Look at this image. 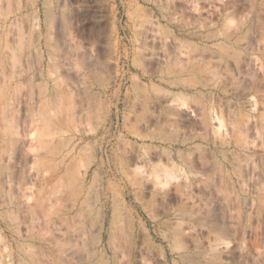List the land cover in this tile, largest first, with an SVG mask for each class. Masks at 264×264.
Segmentation results:
<instances>
[{
    "label": "rangeland",
    "instance_id": "rangeland-1",
    "mask_svg": "<svg viewBox=\"0 0 264 264\" xmlns=\"http://www.w3.org/2000/svg\"><path fill=\"white\" fill-rule=\"evenodd\" d=\"M44 1L0 0V264H264V0Z\"/></svg>",
    "mask_w": 264,
    "mask_h": 264
},
{
    "label": "bare ground",
    "instance_id": "bare-ground-1",
    "mask_svg": "<svg viewBox=\"0 0 264 264\" xmlns=\"http://www.w3.org/2000/svg\"><path fill=\"white\" fill-rule=\"evenodd\" d=\"M54 6V5H53ZM44 15H45V18L47 21L49 22H52L54 17H53V13H52V10H51V7H49V3H48V0H45L44 1ZM57 26V25H56ZM86 174H87V167L86 169L83 171L81 177L82 178H86ZM165 175L166 176H171L172 173L170 174L169 172L165 171ZM82 182V181H81ZM83 183V182H82ZM101 224V223H100ZM100 228V226H99ZM101 229V228H100ZM100 231H97V234L99 233Z\"/></svg>",
    "mask_w": 264,
    "mask_h": 264
}]
</instances>
